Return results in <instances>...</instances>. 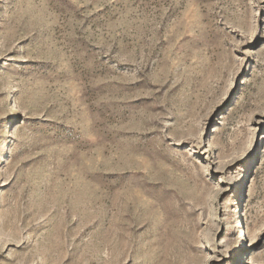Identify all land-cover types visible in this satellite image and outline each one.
<instances>
[{
    "label": "rangeland",
    "instance_id": "1",
    "mask_svg": "<svg viewBox=\"0 0 264 264\" xmlns=\"http://www.w3.org/2000/svg\"><path fill=\"white\" fill-rule=\"evenodd\" d=\"M0 264H264V0H0Z\"/></svg>",
    "mask_w": 264,
    "mask_h": 264
}]
</instances>
